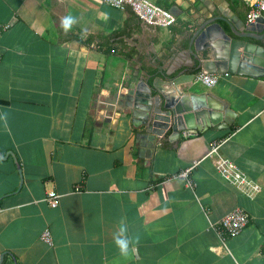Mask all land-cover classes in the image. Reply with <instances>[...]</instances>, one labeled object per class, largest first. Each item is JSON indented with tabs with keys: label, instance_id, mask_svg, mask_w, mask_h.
<instances>
[{
	"label": "crops",
	"instance_id": "crops-1",
	"mask_svg": "<svg viewBox=\"0 0 264 264\" xmlns=\"http://www.w3.org/2000/svg\"><path fill=\"white\" fill-rule=\"evenodd\" d=\"M150 1L176 23L151 26L104 0H0V264H264V76L215 73L211 88L186 77L181 89L221 100L231 122L175 139L168 130L152 152L136 139L139 121L114 105L132 79L152 96L168 89L161 74L192 64L199 24L224 17L243 29L249 8ZM218 141L219 155L259 186L254 197L216 171L207 154ZM235 209L249 222L222 237L217 223ZM121 224L134 241L127 255L115 243Z\"/></svg>",
	"mask_w": 264,
	"mask_h": 264
},
{
	"label": "water",
	"instance_id": "water-1",
	"mask_svg": "<svg viewBox=\"0 0 264 264\" xmlns=\"http://www.w3.org/2000/svg\"><path fill=\"white\" fill-rule=\"evenodd\" d=\"M247 24L240 29L224 17L206 19L199 24L187 48L193 58L192 64L174 76L169 71L161 74L169 84L168 89L155 88L157 95L152 96L148 84L144 86L145 80L135 88L132 79L127 92L115 96L118 100L114 105L124 108L118 112L130 113L143 127L144 134L137 135L136 139L147 140L145 146L149 151L154 150L156 139H163L168 130H171V138L175 139L184 131H199L221 124L227 127L230 124L232 112L224 102L210 95L191 93L189 87L184 90L181 87L195 81V74L200 70L212 74L229 72L264 76V16ZM9 154L21 173L15 155Z\"/></svg>",
	"mask_w": 264,
	"mask_h": 264
},
{
	"label": "built area",
	"instance_id": "built-area-1",
	"mask_svg": "<svg viewBox=\"0 0 264 264\" xmlns=\"http://www.w3.org/2000/svg\"><path fill=\"white\" fill-rule=\"evenodd\" d=\"M241 1L249 8L246 15L247 23H254L264 16V0ZM104 2L120 10L129 7L141 21L151 26L168 28L176 23V16L171 11L157 6L150 0H104ZM219 77L220 75L202 71L195 74L194 80L207 88H211L218 83ZM222 143L223 141L211 143L207 154L210 158H214L216 171L226 182L236 187L245 196L254 197L260 191L259 186L253 183L232 161L219 155L218 150ZM191 169L182 171L179 177L187 179ZM75 190L78 191L79 188ZM59 198V195L51 190L47 193L46 202L50 207L56 208L59 205ZM248 222L249 215L242 209H235L219 220L216 230L222 237L236 236L246 227ZM41 240L47 245H52L49 230L43 231Z\"/></svg>",
	"mask_w": 264,
	"mask_h": 264
},
{
	"label": "clouds",
	"instance_id": "clouds-1",
	"mask_svg": "<svg viewBox=\"0 0 264 264\" xmlns=\"http://www.w3.org/2000/svg\"><path fill=\"white\" fill-rule=\"evenodd\" d=\"M107 15V14H105ZM76 21V17L72 14L66 15L62 20L63 28L67 31L72 27V24ZM127 224H121L119 226L118 233L115 234V243L120 249V252L124 255H127L132 250V245L134 243L133 238L128 234ZM139 237H136L138 241Z\"/></svg>",
	"mask_w": 264,
	"mask_h": 264
}]
</instances>
